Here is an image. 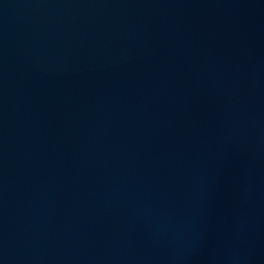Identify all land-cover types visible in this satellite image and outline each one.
Returning a JSON list of instances; mask_svg holds the SVG:
<instances>
[{"label":"water","instance_id":"water-1","mask_svg":"<svg viewBox=\"0 0 264 264\" xmlns=\"http://www.w3.org/2000/svg\"><path fill=\"white\" fill-rule=\"evenodd\" d=\"M0 264H264V0H0Z\"/></svg>","mask_w":264,"mask_h":264}]
</instances>
